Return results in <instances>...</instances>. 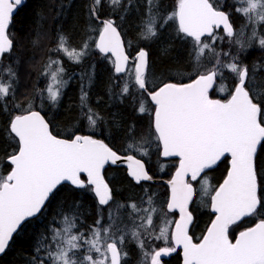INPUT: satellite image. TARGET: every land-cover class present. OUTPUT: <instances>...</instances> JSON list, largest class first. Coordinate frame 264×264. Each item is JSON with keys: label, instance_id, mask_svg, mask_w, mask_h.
<instances>
[{"label": "snow or ice", "instance_id": "6c2138e0", "mask_svg": "<svg viewBox=\"0 0 264 264\" xmlns=\"http://www.w3.org/2000/svg\"><path fill=\"white\" fill-rule=\"evenodd\" d=\"M24 4L25 0H0V113L9 116L5 135L12 149L6 157L9 171L6 175L0 172V254H6L14 233L22 230L29 218L42 213L46 202L67 182L72 190L94 193L98 218L84 231L78 208L62 213L61 227L51 230L50 241H40L37 254L25 264H128L129 244L139 250V264H164L163 258L178 249H182V264H264V90L252 83L262 65L250 69L242 55L254 46L264 50V0H233L231 5H217L214 0H89L85 23L98 32V39H85L77 49L70 46L63 27H58L55 46L48 48L41 71L48 78L47 87L21 100L17 95L19 69L31 60L30 50L48 39V34L40 31L34 36L29 33L21 39L22 50L17 53L9 29ZM106 9L108 15L102 17ZM232 9L244 21L239 32L232 21ZM134 10L140 16L138 35L142 41L158 45L165 58L174 50L177 56L180 50L187 52V65L182 66L185 72L190 70L187 83L165 79L150 85L146 48L139 47L134 58L125 54L118 29ZM67 11L62 3L57 20ZM225 39L235 52L217 50ZM92 43L113 65L115 86L120 91L110 87V96L121 103L131 99L133 112L150 118L144 128L135 122L125 127L119 115L111 116L110 126L125 134L130 154L123 157L92 135L73 132L70 138H58L50 131V122L33 110L36 95L53 106L60 101L61 85L67 86L60 54L82 64ZM84 76L91 82V76ZM229 80L230 85L226 83ZM210 90L226 96L213 99ZM88 96L82 86L81 119L94 130L104 117L91 108ZM153 150L164 158L178 159L175 173L167 181V199L157 204L156 194L145 187L146 199L142 197L139 204L115 200L101 170L106 164L126 160L127 175L137 185L152 181L145 163L135 154L150 158ZM224 159L228 160L226 176L213 188L208 172ZM81 174L86 175V183ZM193 181L201 183L198 194L210 197L214 217L199 242L189 235L194 218L190 204L197 203ZM104 206L106 222L101 211ZM176 213L179 219L169 218ZM245 219L254 220V225L239 231L233 241L230 228ZM153 241H162V245Z\"/></svg>", "mask_w": 264, "mask_h": 264}, {"label": "trees", "instance_id": "16d2710c", "mask_svg": "<svg viewBox=\"0 0 264 264\" xmlns=\"http://www.w3.org/2000/svg\"><path fill=\"white\" fill-rule=\"evenodd\" d=\"M217 5H224L225 3L231 5L233 0H214ZM65 4L68 7V11L64 17L57 20V10L61 4ZM89 0H27L22 13L16 16L17 25L19 28L20 38H27L28 33L36 30H40L41 33L48 34V39L42 40L40 46L36 49H31L28 55L31 58L30 63L37 58L39 64L37 68L33 71L35 76L33 87L29 94H25V87H21V94L17 93L18 99L22 100V97L27 95L31 97L36 93L37 89L41 88L38 82L39 77L43 82L46 81L47 77L41 75L42 67L47 62L48 48L55 46L54 36L56 34V29L60 26L63 27L64 34L70 38V46L77 49L82 47V43L85 39L94 38V34H91V29L86 26V20L88 19L86 13L88 10ZM232 21L237 32L241 29L244 23L243 18L238 14L234 13L232 9ZM42 12V17H38L37 13ZM108 15L107 9L101 13L102 17ZM140 16L133 11L129 14L121 24L125 31V47L127 54L132 57L134 50L136 49L139 42V27ZM35 31V32H36ZM88 32L87 37L85 32ZM222 34V31L217 30ZM94 33V32H93ZM246 34H250L246 30ZM35 35V33H34ZM33 35V36H34ZM133 48H132V46ZM134 44L136 46H134ZM31 48L30 45H28ZM135 47V48H134ZM149 54V71H155L156 74H163L170 72L171 69L177 70L180 68L183 70L182 66H186L188 62V54L184 50L179 51V56H177V51H173L171 56L165 58L161 55L158 45H149L146 47ZM42 49V50H41ZM19 49H16L17 53ZM218 51H232L235 52V47H229L227 40L220 42L217 45ZM34 52V55H33ZM55 56V53H51ZM132 55V56H131ZM245 62L251 69L253 65H262L261 70L257 74V79L252 83L257 85L258 90H264V50L260 49L258 46L249 48L246 52L242 53ZM92 54H90V57ZM98 59L84 58L81 65L74 64L62 53L60 57L62 58V66L66 71H75L81 66V71H84L88 76L92 77V81L96 84L93 85L92 89H89V99L91 108L104 117V120L99 123L96 128L97 133H85L83 121L81 120V109H80V94L81 88L79 83L75 80H71L64 89V92L60 98L61 108L55 110V106L48 103L47 100L41 102V97L39 101L37 100L38 95H36L33 103H37L35 109L42 113L47 121L50 122V130L53 134L57 135L59 138H70L73 132L78 134L92 135L94 138L104 141L110 148L116 151L119 155L130 154L127 149V141L125 140V134L123 131L118 130L116 127L110 126V120L112 115H119L125 123V127L128 126L129 122H135L144 128L147 127L149 122V116H139L133 112V101L126 98L124 103L119 100L113 99L109 94V89L112 87L116 93H119L120 88L115 86L114 72L111 63L107 59H103L97 51L94 54ZM226 59V58H225ZM28 62V63H29ZM26 63V65L28 64ZM30 65V64H28ZM94 66V69H93ZM92 68V72L90 71ZM31 71V72H32ZM90 72V74H89ZM185 72V71H184ZM84 73V74H85ZM187 75L184 79H175L171 75H167L161 79H171L174 82L187 83L190 78V70L185 72ZM87 77V76H86ZM121 85L123 80L120 81ZM229 85L231 81H226ZM218 90H211L210 97L212 98H225L226 94L219 93ZM18 92V89H17ZM95 100V102H94ZM25 106L27 102L23 101ZM14 112H18V109H13ZM9 116L7 113H0V162L3 163L4 167L0 168V172L7 174L9 171L7 167V155L11 153V148L9 147V142L5 135V129L7 127V121ZM80 123L78 126H72L73 123ZM76 123V124H77ZM70 128L69 131L66 129ZM84 131V132H83ZM14 147V145H13ZM136 158L141 159L146 166L147 172L157 180H169L173 174L176 166L175 160H164L159 158L155 150H153L150 158L142 157L138 153L135 154ZM156 157L158 158H155ZM225 163L220 164L216 169L208 172V182L213 187L216 188L220 183L222 176L225 173ZM104 178L106 183L109 184L110 188L114 191V198L121 203H140L141 198L145 197V187L151 193L156 194L157 204L165 201L168 195V188L164 184H153L150 182H141L140 185L133 183L126 175V170L123 166L107 167L104 170ZM85 181V178L82 176ZM198 189H197V188ZM195 189H200V183L195 182ZM201 193L195 191L194 199L197 201L195 204H191V208L194 209V221L190 228V235L194 241H198L204 235L207 227L211 223L213 218L209 207H205V204L199 203V197ZM209 205L208 201L206 203ZM148 205L145 204L144 207ZM79 209L80 228L81 230L87 231L88 228L93 225L98 218L97 213V202L91 191L87 189L72 190L70 185H62L56 194L50 198L46 207L42 210V213L35 219L27 221L22 230H19L13 237L10 243V248L6 250V254L0 257V264H25V261L32 259L36 255V248L39 246L41 240L45 243L50 241L53 228H60V221L63 216L62 213L76 212ZM103 212L104 221H107L108 211L107 206L101 209ZM130 212L131 210L128 209ZM254 220L245 219L243 222L239 223V226H233L230 228V239L238 235L239 231L246 229L247 227L253 226ZM155 244L156 242L153 241ZM128 249L130 251V258L128 264H139L140 252L136 248L135 244H129ZM164 264H180L177 254L171 257L169 260H163Z\"/></svg>", "mask_w": 264, "mask_h": 264}, {"label": "rangeland", "instance_id": "374dc122", "mask_svg": "<svg viewBox=\"0 0 264 264\" xmlns=\"http://www.w3.org/2000/svg\"><path fill=\"white\" fill-rule=\"evenodd\" d=\"M169 2H171V0H169ZM118 19V18H117ZM120 32H121V35H122V37H123V39H124V42H126V39H125V31H124V29L122 28V26L118 29ZM35 31L36 30H34V31H32V32H30V33H32L33 35H34V33H35ZM38 31H40V30H38ZM29 34V33H28ZM91 34L93 35L94 34V38L92 39V37H90L89 39H88V41L89 42H91V41H94V40H96V38H97V36H98V32H94L93 33V31L91 30ZM15 40H16V45H17V47H16V49H19L18 51L19 52H21V47H20V41H21V38L20 37H16L15 38ZM138 44H136L137 45V47H136V49L134 50V54H133V56L131 57V58H133L134 57V55L136 54V52L139 50V47H141V46H144L145 48L147 47V46H149L148 44H147V42H145V41H142L141 39H139V42H137ZM131 45V44H130ZM135 44H134V46H136ZM132 46V45H131ZM132 48H133V46H132ZM135 48V47H134ZM146 50L148 51V49L146 48ZM95 52H96V50H95V44L94 43H92L91 44V49H90V51H89V54H88V56H89V58H93V59H98V57H95L94 56V54H95ZM149 52V54H151V51L149 50L148 51ZM90 54H92V56L90 57ZM100 54V53H99ZM101 55V54H100ZM88 56H86L85 58H87ZM99 57H101V56H99ZM37 58H38V56H37ZM37 58H35V60L34 61H32L31 63L29 62H27L28 64H30V65H24L22 68H20L19 69V87H18V92L17 93H19V94H21V87H25V89H26V91L25 92H22V93H25V94H29V91H31V89H32V87H33V82H34V78H35V76H34V74H33V71L32 70H35L36 68H37V66H38V64H39V62H38V60H37ZM73 63V62H72ZM109 63V62H108ZM74 64H76V63H74ZM150 64V63H149ZM79 65H81V64H79ZM111 66H113L112 64H111ZM65 69V68H64ZM79 69H81V66H80V68H78L77 70H75V71H66V69H65V75H64V79L65 80H67V84L69 83V82H71V80L73 79V80H75L77 83H79L78 85H79V87L80 88H82V86H83V88H84V90L85 91H87V92H89V89L91 90L92 89V87H93V85H95L96 83L95 82H93L92 81V79H91V82H89V79H88V77H86V76H84V71H81V70H79ZM91 70V72H92V68H90ZM32 71V72H31ZM89 74H90V72H89ZM164 75L165 76H169V75H171L173 78H175V79H177V80H179V79H184L185 77H186V73L184 72V71H177V70H173V69H171L170 70V72H168V73H163V74H156L155 73V71H152L151 72V70L149 71V82H150V85H152V84H156V85H158L159 83H160V81H161V79L164 77ZM82 76L84 77L83 79H82ZM41 78L39 77V79H38V82L40 83V85H41V88L40 89H44V88H46L47 87V84H48V78L46 79V81H42V80H40ZM61 88H62V93L64 92V89H65V86H63V85H61ZM218 92V91H217ZM220 93V92H219ZM44 95L45 96H47V93L45 92L44 93ZM224 95V94H223ZM80 97H81V94H80ZM39 98H40V96L38 95V98H37V100L39 101ZM212 98V97H211ZM35 100V99H34ZM34 100H33V102H34ZM80 101H81V98H80ZM27 102V101H26ZM32 102V103H33ZM88 102H89V104H90V99H89V96H88ZM94 102H95V100H94ZM60 103V102H59ZM57 104V105H55V110H59V108H61V105L60 104ZM36 104L37 103H33V110H36L35 109V106H36ZM90 106H91V104H90ZM85 111H87V109H85ZM82 120V119H81ZM77 123V122H76ZM76 123H73V125L72 126H78V125H80V123L78 122L77 124ZM83 125H84V131H85V133H97V130L96 129H90L89 127H88V124H87V120L86 119H84V121H83ZM67 131H69L70 130V128H68V129H66ZM83 131V132H84ZM87 135V134H86ZM122 157L123 156H125V155H121ZM158 157L159 158H161V156H159L158 155ZM158 157H156V155H155V158H158ZM176 163V162H175ZM176 166H177V163H176ZM176 166H175V169H176ZM175 171V170H174ZM174 173V172H173ZM173 175V174H172ZM171 175V176H172ZM171 178V177H170ZM169 178V179H170ZM167 181L168 180H162V181H160L161 183L160 184H164L166 187H167V185H166V183H167ZM197 188V187H196ZM198 189V188H197ZM200 189H201V183H200ZM196 191V190H195ZM202 194V193H201ZM200 199H199V203L201 202V203H203V204H206L207 203V201H208V203H209V209H210V197H205V196H203V194L201 195V197H199ZM167 209H166V205H165V207H164V209H163V211H166ZM178 216H179V214H175L174 216L172 215V214H169V218H174V219H177L178 218ZM125 219L127 218L126 217V214H125V217H124ZM155 220H156V224L159 226V224H160V220H159V217H156L155 218ZM157 234H158V228H157ZM236 238V237H235ZM235 238H234V240H235ZM233 240V241H234ZM154 242H156L155 244H161L162 245V241H154Z\"/></svg>", "mask_w": 264, "mask_h": 264}, {"label": "water", "instance_id": "95a60500", "mask_svg": "<svg viewBox=\"0 0 264 264\" xmlns=\"http://www.w3.org/2000/svg\"><path fill=\"white\" fill-rule=\"evenodd\" d=\"M26 1V0H25ZM219 30H221L222 31V29H219ZM97 39H98V37H97ZM121 40H122V42H123V45H124V40H123V37H122V35H121ZM124 48H125V46H124ZM125 54H127L126 53V49H125ZM128 55V54H127ZM108 56H111V53H109L108 54ZM135 57V56H134ZM133 57V58H134ZM114 59V58H113ZM113 71H114V69H113ZM211 91V90H210ZM42 115V114H41ZM43 116V115H42ZM51 131V130H50ZM59 138V137H58ZM103 142V141H102ZM162 157V156H161ZM163 159H176V160H178L177 158H175V157H168V158H164V157H162ZM142 163H144L143 161H141ZM129 162L128 161H126V160H121V161H117V164L116 165H113V164H106L105 165V167L101 170V174H102V176H104V170L109 166V167H116V166H123L125 169H126V175H127V171H128V169H127V164H128ZM177 166H178V162H177ZM176 166V167H177ZM145 170L147 171V169H146V166H145ZM174 173H175V171H174ZM174 173H173V175H174ZM82 176H84L85 177V180L87 181V177H86V175H84V174H81ZM172 175V176H173ZM171 176V177H172ZM226 176V175H225ZM127 177L133 182V183H135V181L134 180H132V178L131 177H129L128 175H127ZM171 179V178H170ZM169 179V180H170ZM86 181H85V183H86ZM160 181H162V180H157V179H153L152 181H142V182H150V183H153V184H160L161 182ZM106 182V181H105ZM222 182H223V180H222ZM221 182V183H222ZM136 184V183H135ZM63 185H68L67 184V182H65ZM166 185H167V183H166ZM62 186V185H61ZM60 187V186H59ZM167 187H168V185H167ZM93 195H94V193H93ZM193 195H194V193H193ZM94 197H95V195H94ZM95 199H96V197H95ZM49 201H47L46 202V204L48 203ZM96 202H97V200H96ZM191 205V204H190ZM211 212V211H210ZM179 214V213H178ZM212 214V213H211ZM213 215V214H212ZM39 216V214H37V216L36 217H34V218H29V220H32V219H35V218H37ZM214 218V217H213ZM177 219H179V216H178V218ZM28 220V221H29ZM27 222V221H26ZM25 222V223H26ZM211 225V223L209 224V226ZM190 226L191 225H189V228H190ZM208 226V227H209ZM207 230V229H206ZM19 231V230H18ZM17 231V232H18ZM205 233H206V231H205ZM204 233V234H205ZM15 234L16 233H14V235H13V237L15 236ZM12 241H10V243H11ZM178 250H180V252H181V259H182V249H178ZM3 256V254H0V257H2Z\"/></svg>", "mask_w": 264, "mask_h": 264}, {"label": "flooded vegetation", "instance_id": "af4514ba", "mask_svg": "<svg viewBox=\"0 0 264 264\" xmlns=\"http://www.w3.org/2000/svg\"><path fill=\"white\" fill-rule=\"evenodd\" d=\"M24 6H25V4L24 5H22L20 8H19V10L16 12V14L14 15V21H13V25H11L10 26V29H9V31H10V33H12V35H13V39H14V41H15V43H16V40H15V38L16 37H20V34H19V28H17L16 27V25L18 24L17 23V20L15 19L16 18V16L20 13H22L21 11H22V9L24 8ZM213 99H219V98H213ZM220 99H222V98H220ZM175 161H176V163L178 162V160H176V159H174ZM223 163H225V166H226V169H225V173H224V175L222 176V178H221V181L223 180V178L225 177V175H226V173H227V168H228V160L227 159H224L222 162H220L219 164H218V166L220 165V164H223ZM218 166H216L214 169H216ZM221 181H220V183H221ZM193 183V186H194V190H196L195 189V181L194 182H192ZM219 183V184H220ZM219 184L217 185V187L219 186ZM178 214V213H177ZM213 216V215H212ZM213 219V218H212ZM193 221H194V218H193ZM212 221V220H211ZM191 226H192V224H191ZM191 226H190V228H191ZM190 228H189V235H190ZM191 236V235H190ZM192 237V236H191ZM203 237V236H202ZM194 241V240H193ZM200 241V239L198 240V241H194V242H199ZM178 253H180V254H178ZM178 253H173L170 257H164L163 258V260H169L171 257H173V256H175V254H177V257H178V259H179V262H180V264H182V259H181V252H180V250H178Z\"/></svg>", "mask_w": 264, "mask_h": 264}]
</instances>
